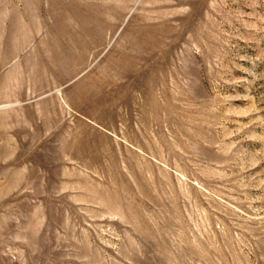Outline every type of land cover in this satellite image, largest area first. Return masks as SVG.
I'll use <instances>...</instances> for the list:
<instances>
[{"label": "rangeland", "instance_id": "1", "mask_svg": "<svg viewBox=\"0 0 264 264\" xmlns=\"http://www.w3.org/2000/svg\"><path fill=\"white\" fill-rule=\"evenodd\" d=\"M0 264H264V0H0Z\"/></svg>", "mask_w": 264, "mask_h": 264}]
</instances>
